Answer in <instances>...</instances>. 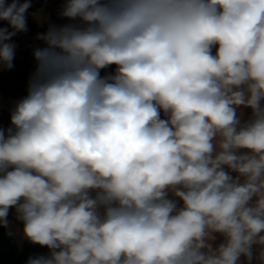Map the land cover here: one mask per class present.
<instances>
[{
  "label": "clouds",
  "instance_id": "obj_1",
  "mask_svg": "<svg viewBox=\"0 0 264 264\" xmlns=\"http://www.w3.org/2000/svg\"><path fill=\"white\" fill-rule=\"evenodd\" d=\"M31 6L0 0L2 70ZM59 15L0 126V227L49 249L26 264H264V0Z\"/></svg>",
  "mask_w": 264,
  "mask_h": 264
},
{
  "label": "crops",
  "instance_id": "obj_2",
  "mask_svg": "<svg viewBox=\"0 0 264 264\" xmlns=\"http://www.w3.org/2000/svg\"><path fill=\"white\" fill-rule=\"evenodd\" d=\"M63 3L64 0H32V6L27 13L28 31L18 33L11 41L17 45L14 68L12 70L0 69V126L4 128L10 126V109L14 103L27 94L28 80L35 69L32 51L35 47L43 46L42 42L35 39L36 35L46 31L50 24L59 26L72 22L59 15ZM0 26L6 27L7 24L0 22ZM112 67L115 69V66ZM244 112L249 113L250 110L245 109ZM15 217V211L11 210L7 229L15 238L27 260L30 256L48 255L47 247L31 244L23 237L22 224Z\"/></svg>",
  "mask_w": 264,
  "mask_h": 264
},
{
  "label": "trees",
  "instance_id": "obj_3",
  "mask_svg": "<svg viewBox=\"0 0 264 264\" xmlns=\"http://www.w3.org/2000/svg\"><path fill=\"white\" fill-rule=\"evenodd\" d=\"M111 66L102 70L101 75L114 72ZM27 258L20 250L11 232L4 227H0V264H26Z\"/></svg>",
  "mask_w": 264,
  "mask_h": 264
}]
</instances>
